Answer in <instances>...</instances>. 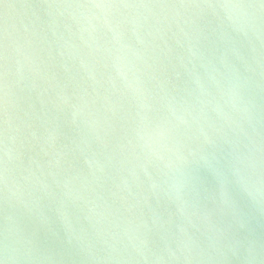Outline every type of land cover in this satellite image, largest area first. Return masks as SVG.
<instances>
[{"label":"water","instance_id":"1","mask_svg":"<svg viewBox=\"0 0 264 264\" xmlns=\"http://www.w3.org/2000/svg\"><path fill=\"white\" fill-rule=\"evenodd\" d=\"M0 264H264V0H0Z\"/></svg>","mask_w":264,"mask_h":264},{"label":"clouds","instance_id":"2","mask_svg":"<svg viewBox=\"0 0 264 264\" xmlns=\"http://www.w3.org/2000/svg\"><path fill=\"white\" fill-rule=\"evenodd\" d=\"M97 7H101V5H97ZM203 7H206V8L212 9V10H217V9L225 8V7L226 8H236V9H240L241 10V14L242 15H245V16L248 15L247 10H246L247 6L246 5H242V4H236V5H213V4H208V5H205ZM10 247L14 248L15 245H14V243H11L9 241V239H6V243H5V253L6 254H7V251H8V249Z\"/></svg>","mask_w":264,"mask_h":264}]
</instances>
